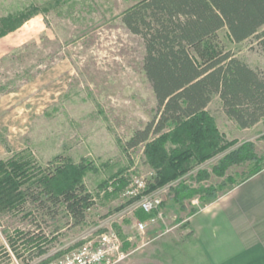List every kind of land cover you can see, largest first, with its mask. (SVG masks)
I'll use <instances>...</instances> for the list:
<instances>
[{
	"label": "rangeland",
	"instance_id": "obj_1",
	"mask_svg": "<svg viewBox=\"0 0 264 264\" xmlns=\"http://www.w3.org/2000/svg\"><path fill=\"white\" fill-rule=\"evenodd\" d=\"M140 1L0 0V264H47L110 232L128 254L118 264H205L188 220L254 164L233 165L224 176L214 168L243 143L253 145L264 168V120L241 129L218 96L206 114L222 144L237 143L226 152L202 163L192 157L182 176L160 187L172 155L190 149L183 131L179 145L170 126L164 136L126 148L157 114L144 42L122 22ZM217 43L264 77V50L255 38L234 43L224 29ZM159 137L166 140L161 148ZM11 160L22 164L24 176L7 183ZM67 165L83 168L81 181L94 200L78 226L64 208L38 210L31 200L46 199L45 182L55 187ZM136 177L162 200L161 217L144 231L137 224L149 218L140 220L136 202L123 196ZM180 185L194 193L178 202Z\"/></svg>",
	"mask_w": 264,
	"mask_h": 264
},
{
	"label": "trees",
	"instance_id": "obj_2",
	"mask_svg": "<svg viewBox=\"0 0 264 264\" xmlns=\"http://www.w3.org/2000/svg\"><path fill=\"white\" fill-rule=\"evenodd\" d=\"M122 22L144 42V71L157 101L154 120L136 131L126 148H137L152 136L163 135L170 126L175 127L173 144L182 143V130L190 145L189 150L172 155L167 175L158 179L156 186L182 176L184 164L192 157L202 163L237 144H222L224 137L206 114L215 96L220 98L227 117L241 129L264 120V77L217 43L218 33L225 29L234 43L255 38L264 50V0H141L123 13ZM162 138L157 141L160 148L166 142ZM253 148L251 143H243L226 154L213 172L224 176L233 165L254 164L241 182L229 179L232 187L258 174L264 168ZM9 165L12 171H7V183H12L15 176H24L19 161L11 160ZM82 169L68 165L59 168L62 181L55 187L45 182L46 199L34 195L31 199L38 204L36 208L46 210L48 204L64 208L75 225H82L94 206L91 193L81 181ZM193 193L180 185L175 200L187 199ZM137 217L145 221L149 215L139 210Z\"/></svg>",
	"mask_w": 264,
	"mask_h": 264
},
{
	"label": "crops",
	"instance_id": "obj_3",
	"mask_svg": "<svg viewBox=\"0 0 264 264\" xmlns=\"http://www.w3.org/2000/svg\"><path fill=\"white\" fill-rule=\"evenodd\" d=\"M188 222L205 264H264V169Z\"/></svg>",
	"mask_w": 264,
	"mask_h": 264
},
{
	"label": "built area",
	"instance_id": "obj_4",
	"mask_svg": "<svg viewBox=\"0 0 264 264\" xmlns=\"http://www.w3.org/2000/svg\"><path fill=\"white\" fill-rule=\"evenodd\" d=\"M148 181L142 177L131 180L130 186L123 196L136 203L133 209L138 207L149 215L147 223H138L137 228L144 231L150 224H155L161 214L157 216L162 200L156 193H148ZM156 213V215H155ZM124 253L123 243L115 232L100 235L97 241H88L74 249L61 259L47 264H118L127 258Z\"/></svg>",
	"mask_w": 264,
	"mask_h": 264
}]
</instances>
